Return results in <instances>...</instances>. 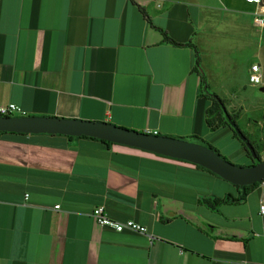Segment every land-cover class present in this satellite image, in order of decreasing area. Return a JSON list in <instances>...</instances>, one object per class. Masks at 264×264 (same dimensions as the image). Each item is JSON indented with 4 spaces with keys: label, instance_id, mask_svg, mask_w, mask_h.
Here are the masks:
<instances>
[{
    "label": "crops",
    "instance_id": "crops-1",
    "mask_svg": "<svg viewBox=\"0 0 264 264\" xmlns=\"http://www.w3.org/2000/svg\"><path fill=\"white\" fill-rule=\"evenodd\" d=\"M217 10L212 0H0V104L201 138L207 105L193 49L164 42L160 30L200 51L215 42ZM254 10L234 9L228 21L239 48L255 33L264 42ZM253 122L261 132L247 137L262 149L264 119ZM239 191L191 162L139 148L6 132L0 264H264V182L240 202H212ZM98 206L147 231L97 224Z\"/></svg>",
    "mask_w": 264,
    "mask_h": 264
},
{
    "label": "rangeland",
    "instance_id": "rangeland-1",
    "mask_svg": "<svg viewBox=\"0 0 264 264\" xmlns=\"http://www.w3.org/2000/svg\"><path fill=\"white\" fill-rule=\"evenodd\" d=\"M212 2L220 7L214 16L219 25L217 28H211L216 34L215 42L201 44L202 48L199 51L200 68L206 77L207 91L215 93L222 99L226 111L235 115L236 123L246 135L260 133L261 130L253 120L258 115L261 121L264 119L262 117L264 90H261V87H264V42L261 35L255 33L253 43L249 42L239 48L237 46L240 45L239 34L234 30L235 28L232 30L228 22L235 15L234 9L249 10L254 7V4L249 5L245 0H224L223 6L219 5V0H212ZM252 63L259 65L260 84L253 85L248 80V67ZM204 102L206 105L210 103L205 99ZM222 115L226 117L225 113ZM204 125L201 138L189 135L181 139L210 145L233 164L239 166L251 164L253 160L251 155H247L246 147L241 144L240 139L232 135L228 126L211 130L206 124ZM257 151L261 157H264V148L259 147Z\"/></svg>",
    "mask_w": 264,
    "mask_h": 264
},
{
    "label": "water",
    "instance_id": "water-1",
    "mask_svg": "<svg viewBox=\"0 0 264 264\" xmlns=\"http://www.w3.org/2000/svg\"><path fill=\"white\" fill-rule=\"evenodd\" d=\"M261 90L264 88L261 87ZM0 131L88 136L191 162L212 171L234 185H250L264 180V159L257 158L249 142H246L245 146L256 163L239 166L224 159L218 152L206 145L172 136L131 130L108 122L28 115L0 116ZM239 138L245 139L242 135Z\"/></svg>",
    "mask_w": 264,
    "mask_h": 264
},
{
    "label": "trees",
    "instance_id": "trees-1",
    "mask_svg": "<svg viewBox=\"0 0 264 264\" xmlns=\"http://www.w3.org/2000/svg\"><path fill=\"white\" fill-rule=\"evenodd\" d=\"M141 11H142V13H144L142 8H141ZM160 31L163 34L164 42L170 43V44H173V45H186V46H189V47H191L193 49V52H194V65H193L192 71L199 75V94H198V99L203 98L205 100H209V102H210L206 106V108L204 109V113H203L204 114V121H205L207 127L209 129H211V130H215V129L219 128V127L228 126L229 129L232 131V135L234 137H236L238 139H240L239 138L240 135L245 137V139H240L239 140L241 142V144L244 147H246L245 143L249 142L252 145L257 158L259 160H262L261 156L259 155V153H258V151L256 149V146L253 144V142L250 141V139L247 137V135L243 131H241V129L239 128L238 124L236 123L235 115H232V114H230V113H228L226 111V109L224 107V103H223L222 99L218 95H216L215 93H209L207 91L208 85H207V82H206V77L204 75V72L200 68V54H199V50L196 48V46L190 41H188L186 43L176 42L175 40L170 38L167 35L166 32H164L162 30H160ZM223 113L226 114V117H224L222 115ZM55 118H57V117H55ZM140 132H143V131H140ZM3 133H6V132L0 131V134H3ZM19 134H21V133H19ZM81 137L82 138H88V139H94V140L100 141V142H102L104 144H107V145L108 144H112V142L105 141V140H102V139L92 138V137H88V136H81ZM191 137L197 138V136H195V135H191ZM194 142H196V141H194ZM200 144H202V143H200ZM203 145H206V144H203ZM206 146H208V147L212 148L213 150H215L216 152H218V150L214 149L210 145H206ZM245 149H246L247 155H251L250 152L247 150V148H245ZM221 156L224 159H226L223 155H221ZM253 163H256V161L253 160L252 164ZM196 166L213 173L212 171H210V170H208V169H206V168H204L202 166H199V165H196ZM213 174H215V173H213ZM261 182H264V180L261 181ZM261 182H255V183L250 184V185H242V186L235 185L236 187H238L240 189L239 194L237 196H233V195L229 194L226 197L221 198V199L220 198L213 199L212 202L215 203V204H218L220 202H240V201L244 200L246 195L248 193H250L254 189V187L257 186L258 184H260ZM203 201L206 202L209 206L212 205L211 207H213V203H210L209 200H203Z\"/></svg>",
    "mask_w": 264,
    "mask_h": 264
},
{
    "label": "built area",
    "instance_id": "built-area-1",
    "mask_svg": "<svg viewBox=\"0 0 264 264\" xmlns=\"http://www.w3.org/2000/svg\"><path fill=\"white\" fill-rule=\"evenodd\" d=\"M246 2L255 5V10L253 12L254 24L256 26L264 28V0H246ZM248 80L253 85L261 83V74L259 73L258 64H252L250 66L248 73ZM24 114L25 112L14 103L0 104V116H24ZM263 211H264V205H260V212ZM91 215L97 224L107 225L118 232H121L125 229L140 233H145L147 231L146 227L136 223L133 220L118 222L108 218L101 206L94 208L92 210Z\"/></svg>",
    "mask_w": 264,
    "mask_h": 264
}]
</instances>
